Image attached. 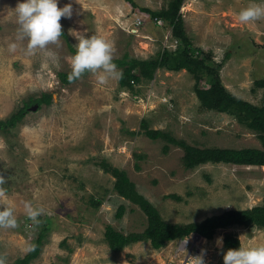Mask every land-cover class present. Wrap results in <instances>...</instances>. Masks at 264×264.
Here are the masks:
<instances>
[{
    "label": "rangeland",
    "instance_id": "rangeland-1",
    "mask_svg": "<svg viewBox=\"0 0 264 264\" xmlns=\"http://www.w3.org/2000/svg\"><path fill=\"white\" fill-rule=\"evenodd\" d=\"M134 1L155 11L171 2ZM18 2L23 0H0V119L44 93L52 94V101L32 104L16 129L0 132V177L6 190L0 207L12 206L18 222L14 229L0 228V253L7 264L31 250L47 218L50 232L31 264H165L174 259L175 241L161 250L145 242L121 252L109 248L107 226L123 235L142 232L147 217L117 195L115 178L103 164L125 171L168 223L200 222L264 204V166L206 163L187 169L182 147L146 135V129L161 130L202 149H262L256 132L237 118L201 106L196 78L188 70L160 68L152 81L135 84L134 91L121 89L119 78L101 84L93 73L70 85L60 81L59 73L72 71L70 46L76 49L82 35L108 40L113 59L127 54L146 60L164 49L174 52L180 43L163 21L158 24L125 0H59L58 7L72 3L71 18L60 20L62 36L29 54L27 39L18 38ZM253 4L261 0H184L181 13L191 47L201 49L200 58L219 69L229 92L264 106V89L255 84L264 79V18L242 23L237 15ZM199 87L209 83L205 79ZM92 200L102 202L96 207ZM25 201L43 208L40 223L27 217ZM120 206L125 208L122 217L117 216ZM227 233L235 234L241 247L264 245V229H221L205 242L216 264H223Z\"/></svg>",
    "mask_w": 264,
    "mask_h": 264
},
{
    "label": "trees",
    "instance_id": "trees-1",
    "mask_svg": "<svg viewBox=\"0 0 264 264\" xmlns=\"http://www.w3.org/2000/svg\"><path fill=\"white\" fill-rule=\"evenodd\" d=\"M125 1L134 9L144 14H149L151 18L161 19L164 22V26L171 28L174 38L180 44H178V48L174 52L164 49L155 57L146 60L131 58L127 54L121 59H113L117 67L123 69V75L119 78L120 88L134 91L135 84H141L144 80L152 81L156 71L160 68H165L168 71L186 69L196 78L195 93L201 102V106L207 110L228 113L237 118L240 124L256 132L261 141L262 149H202L186 144L184 141H179L164 131L152 129H146L148 138L152 140L163 139L168 141L169 144L182 147L185 150L183 163L187 169H195L206 163L264 166V106H256L230 93L222 82L219 69L211 68L204 58H200L201 49L191 47L181 13L184 0H171L167 8L159 11L138 7L134 0ZM76 50L70 46L72 54H75ZM230 55L228 52L226 58H229ZM202 71L204 74L200 75ZM89 73L86 72L81 77ZM58 75L60 81L66 85H70L79 79L69 81V73H59ZM205 79L209 83V87H199ZM255 84L257 88L264 89V79L256 81ZM51 101L52 94L44 93L41 98L32 99L25 103L23 107L12 113L8 118L0 119V132L6 134L16 129L19 123L24 120L32 104H38L39 106L42 104L50 105ZM142 126L146 128L145 122H142ZM102 167L105 172L111 173L115 178L114 190L117 195L139 206L147 217V226L142 232L123 235L111 226H107L105 239L109 248L114 252H121L125 247L139 242L150 243L154 250H161L168 242L190 237L192 234H198L202 239L212 240L219 230L235 226L264 229V204L248 209L225 211L220 215L207 217L200 222L184 225L168 223L163 220L156 207L137 191L135 184L125 171L108 164H103ZM168 197L177 201L182 200L177 195H169ZM101 202V200H92V204L96 207H99ZM124 211L125 208L120 206L117 216L122 217ZM50 222L49 218L42 221L34 246L23 258L17 259L14 264H31L32 261L40 256L45 239L50 232ZM224 247L227 250L236 249L241 247V242L235 234L227 233L224 237Z\"/></svg>",
    "mask_w": 264,
    "mask_h": 264
},
{
    "label": "clouds",
    "instance_id": "clouds-1",
    "mask_svg": "<svg viewBox=\"0 0 264 264\" xmlns=\"http://www.w3.org/2000/svg\"><path fill=\"white\" fill-rule=\"evenodd\" d=\"M59 0H23L18 2L14 12L17 17L18 38L27 39L29 54L36 50H43L49 44L56 43L62 36V17L71 18L72 3L58 7ZM264 0L261 4H253L241 9L237 15L242 23H248L264 18ZM15 44L10 48L14 49ZM76 53L71 58L72 71L68 75L69 81L80 78L90 72L97 76L99 83H106L109 78H121L122 70L113 61L112 44L97 35H82L76 45ZM4 179L0 177V195L5 194L2 187ZM26 215L35 223H40L38 217L43 214V208L35 207L31 201H25ZM18 226L17 218L12 206L0 207V228L14 229ZM207 240V239H206ZM176 241V240H174ZM222 243V237L217 239ZM203 251V250H202ZM194 264H204L202 255L191 258ZM0 264H7L5 254L0 253ZM223 264H264V245L255 247H238L228 249L223 255Z\"/></svg>",
    "mask_w": 264,
    "mask_h": 264
},
{
    "label": "built area",
    "instance_id": "built-area-1",
    "mask_svg": "<svg viewBox=\"0 0 264 264\" xmlns=\"http://www.w3.org/2000/svg\"><path fill=\"white\" fill-rule=\"evenodd\" d=\"M155 22L161 24L162 20L155 18ZM176 42L178 43V41ZM175 242L176 245L173 249L175 254L173 255V258L174 259L178 258V256H183V257L178 258L179 261L172 259L165 264H194L191 258H195L201 255L203 257L204 264H216V262L212 258H208L207 256L208 243H205L207 242V240L202 239L198 234L193 235L191 238L189 237L181 238L179 240H176ZM176 261H178V263Z\"/></svg>",
    "mask_w": 264,
    "mask_h": 264
}]
</instances>
